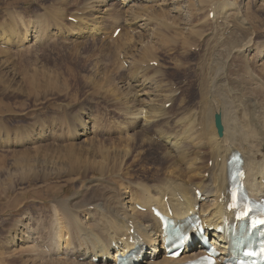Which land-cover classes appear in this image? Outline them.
I'll return each instance as SVG.
<instances>
[{
  "label": "rangeland",
  "instance_id": "rangeland-1",
  "mask_svg": "<svg viewBox=\"0 0 264 264\" xmlns=\"http://www.w3.org/2000/svg\"><path fill=\"white\" fill-rule=\"evenodd\" d=\"M67 1L69 3L65 5L61 3V0H0V255H2L0 256V264H30L31 262V264H46V261L47 264H53L52 262L58 261L59 258L55 255H48L43 251L41 245L36 243L37 241L34 242V246L38 245L30 249L22 242L24 240L22 238L25 235L27 236L28 233H32L31 236H35L37 240L44 239L45 243L54 233L56 226V222L53 221L55 220V209L58 208L56 209L57 214L64 213V210L58 206L59 204L66 203L67 206L71 205L73 209L81 203L91 202V199L94 201L97 197L98 199L103 197L106 194V189H104L100 179L102 177V179L110 178V175L113 174L110 173L106 178L100 176V174L98 175L97 171L102 169L103 165L113 164L115 167V165L120 164L122 171L124 169L128 170L135 180L146 176L145 180L150 181L149 177L151 176L164 175L163 167L168 157L164 146H162V141L152 129L156 123L152 127L144 129V133L139 125L126 120L127 110L130 111L134 110L135 107H139L130 104L127 99L132 97L130 91H133V89L134 92L136 91L133 76L138 70L134 67L133 60L141 58L145 62L149 57L155 58L156 61H150H153L152 67L146 69V71L144 70V72L147 76L157 74L156 78L159 79H157V83L167 95L174 90L172 92L174 99L171 100L172 102H168L169 106L164 108L166 113L168 111L166 117H169V119L164 118V120H170L176 116H182L189 109H203L202 103L199 104L200 95L197 92L198 79L205 77V72L201 73L199 71L201 64H209L208 66H210V64L217 61L218 56L221 57L230 53L232 57L236 55L238 58H233L235 62L230 59L233 66L227 69L228 73L234 72L229 80L232 84H236L235 80L243 72L242 68L238 66L243 58L236 53L235 50L238 47L234 46L241 45L240 43L244 39L250 37L253 42L255 41L253 47H256V50L259 49L258 46L261 48L264 45V0H213L214 2L206 0L201 2L202 4L195 0L188 2L192 3L191 6H188L186 0L179 2L181 4L166 2L167 4L154 6L155 12H153V15L155 16H151L153 10L147 11L146 16L141 14L145 19L147 17L149 19L143 20L138 17V22L136 20L137 25L135 23L128 24L132 23V20L127 19L128 13L126 11L130 10L129 6L123 5L119 0L112 1L111 6H109L110 10L112 7L117 14L109 11V9L106 11L101 6V12L95 11L97 9L94 8V11L86 13L82 10V4L88 0ZM159 3H161V0H159ZM185 3L186 6H184ZM224 5L226 9L221 7ZM76 6H79L76 10L79 14L81 12L86 13L81 14V16L86 18L96 16L98 24L101 25L105 34H82L81 36L69 34L67 26L69 30L77 28L75 22L71 19V17H75L72 14L75 12ZM187 7L189 9L191 7L190 11ZM173 8L178 12L176 10L175 13L171 12ZM210 8H214L215 11L214 9L208 10ZM60 9L64 11L61 12ZM161 10L169 14L166 13L167 16L164 18L160 14ZM207 10L210 11L209 15ZM218 10L236 12L230 15L229 19L223 20L217 17L218 13L215 17L212 16L213 11L216 13ZM59 11L60 13H58ZM187 11L190 13L188 14ZM238 13L242 14L239 15ZM108 16L111 18H108ZM78 17L81 19L80 16ZM120 17H123V19ZM54 19L56 22H54ZM241 20L245 24L244 27L239 24ZM20 23H22L21 26ZM66 23H68L67 26ZM9 24L14 26H9ZM79 24L77 23V25ZM114 24H119L120 32L118 35L112 36ZM184 24L190 27L193 25L194 28H185ZM69 25L71 28H69ZM120 25L123 27L122 30ZM12 29L15 31L14 34ZM195 30H197L196 34L193 33ZM238 34L241 36H238ZM119 36L121 37L119 38ZM5 37L10 39L8 43ZM206 38L209 39L208 44H206ZM230 39H232L231 43L229 42ZM127 43H130L137 52L134 53L130 47L126 48L124 44ZM205 47L208 49L206 50ZM145 50L151 52H145ZM138 51H141L142 54ZM244 59H247L248 64H251L248 67L250 70H246L240 75L249 80L254 74L264 83V57L256 56L255 52V54H249L248 58ZM260 72L262 75H260ZM151 83H153V86L156 84L155 78L151 79ZM151 83L149 84L150 87ZM145 91H148V88L139 92L144 93ZM249 92H257L256 94L264 97V90H246L245 92L240 89L234 91L233 96L235 97H232V92L231 94L228 93L229 96L226 97V100L229 99L225 101L227 102L226 105L228 103L230 105L228 110L233 107L230 111L234 116L236 115L235 119L237 118L238 123L243 121L248 112V109L244 111L245 107H241V102H243L242 98L244 96L250 94ZM119 93L120 95H118ZM145 96L147 95H141L140 97L145 98ZM231 102L238 105L232 106ZM212 104L210 102L206 106L211 108V114L212 111L221 108L220 102L215 103L214 106ZM236 109L237 111L243 110V112L239 111L237 113ZM178 113L181 115H177ZM77 117L83 120H87V117L90 118L89 126H93L91 128L92 133L87 135L90 140L86 136H73L71 120ZM164 120L160 119L158 121L162 122ZM160 122H158V125ZM41 133L44 135L40 139L30 138V140H26L29 134ZM104 149L105 151H103ZM109 152L112 156L107 155ZM23 169L27 170L24 172ZM28 169L31 172H27ZM9 177H13L14 180ZM2 180L3 182H1ZM94 183H97L99 188ZM79 198H83L82 201L78 202ZM73 200L75 203H71ZM71 206L68 210H72ZM77 211L79 217H84L83 212ZM62 214H59V217ZM63 219L65 220L66 217H63ZM63 219L62 222H65L67 226V219L65 221ZM85 224L90 223L85 222ZM51 231L52 235H50ZM22 232L24 233L21 237ZM48 233L50 236H48ZM28 252L29 254H27ZM40 254L42 255L40 256ZM98 258V261H94L95 264L100 262L101 258ZM70 260V263L65 262V264H75L72 262H76L75 259ZM55 264L57 263L55 262Z\"/></svg>",
  "mask_w": 264,
  "mask_h": 264
},
{
  "label": "bare ground",
  "instance_id": "bare-ground-1",
  "mask_svg": "<svg viewBox=\"0 0 264 264\" xmlns=\"http://www.w3.org/2000/svg\"><path fill=\"white\" fill-rule=\"evenodd\" d=\"M61 1H62L61 3L65 4V5H67L69 3V1H67V0H61ZM112 1H115V0H88L87 2L83 3L85 5L82 4V10L86 13L87 12L89 13L90 11L92 12V10L94 8H96L97 10L94 9L95 11L101 12V8H104L106 11H108L107 9H109V11H112V12H114V14H117V12L114 9H112V7L110 10L109 6H111ZM119 1L123 5L126 4L129 6L130 10L126 11V13H128L127 19L130 21L132 20L131 21L132 23H128V22L127 23L128 24H133V23L136 24V20H137V22L139 20V19H137L138 17L142 18L143 20L145 19L144 16H146L147 11L153 10L151 12V16H152L153 12H155V10L153 9V8H155L154 6L164 5V4H167L168 2L169 3H174V2L179 3V2H182L183 0H161V3H159V0H119ZM192 1H195V0H186V3L188 4V6L192 5V3H188V2H192ZM203 1L205 2L206 0H198L199 3L203 2ZM209 1H207L208 4H210ZM211 1H213V0H211ZM92 3H94V4H92ZM186 3L184 6H186ZM215 3H217V2H215ZM76 4L78 5L77 1H76ZM179 4H181V3H179ZM100 6H101V8H100ZM203 6H204V4H203ZM203 6H202V8H203ZM74 7H75V5H74ZM77 7H79V6H76V9L74 8L75 12L72 14L75 17L74 18L71 17V19H75V20H73V22H75L74 24H76L77 28L75 27L74 29L69 30L68 26H67L68 23H66L67 30L69 31V34H71L72 36L73 35L75 36L77 34L80 36L82 34H88V35H90V34L91 35H96V34L97 35H103V34H105L103 31V28H101V25L98 24V20H97L96 16L91 17L89 15L90 19L86 18L85 16H81V14H86V13L81 12L79 14L76 11V10H78ZM221 7L226 9L225 5L221 6ZM163 9H164V7H163ZM190 9H191V7H190ZM190 9L188 8L189 11H190ZM62 10L60 9L61 12H62ZM125 10H127V9H125ZM175 10L176 9L173 8V9H171V12L175 13L177 11V10L176 11ZM60 11L58 13H60ZM214 11H215V9H214ZM214 11H213V16L216 15V13H218L217 17L222 18L223 20L229 19V16L236 12L234 10H233L234 12H232V10L229 12H226L227 10H225V11H219L218 10L214 14ZM104 13H106V12H104ZM166 13L169 14L168 12H164V10L163 11L161 10L160 14H162V16H164V18H165V16H167V15H165ZM174 13H173V15H174ZM187 13H188V11H187ZM63 14H64V12H63ZM141 14H143L144 16L142 17ZM238 14L240 15L242 13H238ZM239 15H238V17H239ZM78 16H80L81 19H79ZM148 16H150V15H148ZM153 16H155V15H153ZM190 16H189V18H190ZM99 17H102V16H99ZM109 17L110 16H108V18ZM22 18H24V17H22ZM38 18H41V17H38ZM108 18H106V19L108 20ZM120 18L123 19V17H120ZM59 19H61V18H59ZM115 19H116V17H115ZM127 19H126V21H127ZM146 19H149V18L147 17ZM154 19H158V18H154ZM11 20H12V18H11ZM152 20H153V18H152ZM242 20H243V17H242ZM242 20L239 21V24H240V26L244 27L245 24L242 22ZM113 21H114V19H113ZM14 22H15V20H14ZM16 22H17V20H16ZM54 22H56V20ZM186 22H187V20H186ZM77 23H80V24L77 25ZM173 23H174V21H173ZM21 24L22 23H20V26H21ZM187 24L186 25L184 24L186 26V27L184 26L185 28L190 27ZM7 25H8V23H7ZM10 25H12V24H9V26ZM80 25H82V26H80ZM122 25H124V24H122ZM237 25H238V22H237ZM12 26H14V25H12ZM62 26L64 27L65 24ZM226 26H227V24H226ZM233 26H232V28H233ZM235 26H236V24H235ZM69 28H71L70 25H69ZM116 28H119V24L115 25L113 27L112 33H114V30ZM185 28H182V29H185ZM193 28L194 27L192 25L190 27V29H193ZM122 29H123V27L121 28V30ZM235 29H237V28L235 27ZM240 29L243 30V28H241V27H240ZM13 30L14 29H12V31ZM61 30H62V28H61ZM42 31L39 34L40 36H41ZM196 31L197 30L193 31V33L196 34ZM234 31H236V30H234ZM14 32L15 31H13V34H14ZM16 32H17V30H16ZM125 32H128V31H125ZM237 32H239V31H237ZM189 33H191V32H189ZM9 34H10V32H9ZM201 35H203V34H201ZM238 36H241V35L238 34ZM45 37H47V36H45ZM120 37L121 36H119V38ZM234 37H236V36H234ZM115 38H118V37H115ZM236 38H238V37H236ZM1 39H3V38L1 37ZM200 39H201V37H200ZM209 39H207V38L205 39L206 44H208L207 42ZM251 39H252L251 37L244 39L240 43L241 45L234 46V47H238L235 51H237L236 53L240 57L243 58L242 60L239 58V60H241V61H240V64H238V66L241 67L242 71H243L240 74L244 73L246 70H250L248 67L251 64H248V60L244 59V58H248L249 54L252 55V54H255V52H256V56L264 57V45H262L261 48L257 45L258 46L257 48H259V49L256 50L255 49L256 47H253V45H255L254 44L255 41L253 42L252 41L253 39L252 40ZM5 40L7 41V43L10 41V39L7 37H5ZM231 40L232 39H230V41H229L230 43H231ZM216 41H218V40H216ZM183 44H185V43H183ZM25 45H27V44H25ZM20 46H22V44H20ZM124 46L126 48H128V47L132 48L134 53L137 52V50H135L131 46L130 43L124 44ZM150 47H152V46H150ZM205 48H206V50L208 49L207 47H205ZM141 51H142V49H141ZM141 51H138V52L141 53ZM146 51H148V50H145V52ZM148 52H151V51H148ZM7 53L8 52L6 51V54ZM211 54H212V52H211ZM231 55L232 54L230 53V54L225 55V56H221V57L218 56L217 61L210 64V66H208L209 64H203V65L201 64L199 71H201V73L205 72V75H204L205 77L202 79H200V78L198 79L199 82H198L197 92H198V95H200L199 104L202 103L203 109L199 110L197 108L196 109L192 108V109L187 110V112L184 113L182 116H180V117L176 116L174 119L171 118L170 120H168L169 117H166L168 111H167V113L165 112L164 108H166V107L164 105L166 102L170 103V101L174 99L173 98L174 96L172 93L174 90L170 94L167 95L166 92L165 93L163 92L162 87L157 83V79H158V78H156L157 74H155L154 76L153 75L147 76L144 72V70L146 71V69H148V68L150 69V67H152V65L150 63H152L153 61H156V60H154L155 58L152 59V57L151 58L149 57L145 62L142 61L141 58L133 60V62L135 63V66L134 65L133 66L136 67L138 70L137 73L134 74V76H133L134 88L136 89V91L134 92V89H133V91H130L132 94V97L127 98V99H128V102L130 104H133V105L139 106V107L138 108L135 107V109L133 108L134 110H130V111L127 110L128 115L126 117L127 118L126 120H130V123L133 122L132 124L139 125L140 127L139 126L138 127L142 129V132H144L143 131L144 129L150 128L153 126V124L156 123L154 125V127H152V129L155 133L158 134L160 141H162V143H163L162 146H164V148H165L166 156L168 157V160L165 162L164 167H163L164 172H165L164 175L163 176H157V177H153L151 175H148V176H151V177H149L150 181L145 180L146 176H145V178L135 180V179H133L134 177H133L132 173H129L128 170H125L124 169L125 167L123 168L124 170L122 171V168L119 166L120 164H118V163H117L118 164L117 166L115 165L116 168L114 167L113 164L103 165L102 169L97 171L98 175L100 174V176H105V178H106L110 175V173H113L112 175H110V178L108 177L107 179H102L103 178L102 177L100 179L101 183L104 186V189H106V194L103 197H101L99 199L97 197V199H95L94 201H92V199H91V202L87 201V203H81L78 206L73 207V209H72V206L69 205V206H71L72 210H68L69 206H67L66 203L59 204L58 206H60V208L64 210V213L63 214L62 213L57 214L56 209H58V208L55 209V211H54L55 220H53V221L56 222V224H55L56 226L54 228L53 235H52V231L50 232L51 233L50 235H52V236H50L48 233V236H50L47 239L48 241H46L44 243V241H43L44 239L43 240H37V238H35V236H31L32 233H30V234L28 233L27 236L25 235V237L22 238V239H24L22 242L24 244H26L28 246V248L31 249L34 246V242L37 241L36 243H39L42 247V250L45 251L48 255L49 254L55 255L57 258H59V259H57L58 261H55L57 264H65V262L70 263V261H71L70 259H75L76 262L72 261L75 264H95L93 262L98 257H100L101 260L99 263L96 262L97 264H116L117 256L123 255L125 253V251L133 248L136 244H138V252L141 253V259H138L135 262V264H173L175 262H184V261L190 260L191 258H194L200 254H203L205 251L202 249V246L201 245L194 246V244H193L189 248L188 247L184 248L182 253L180 254V256L178 258H176V259L166 258L165 253L163 251V240L161 238V235L159 234L160 233V222H159V220H157L154 217L151 207L155 206L156 208H160L161 210H166V211L168 210V208H170L172 211V217L176 218V219H182L183 217L187 216L190 213V211L195 212V213L199 214V217L202 218V223L207 227L214 225L215 223L220 222L223 215H227L229 218H231V213L227 212L225 209V207L227 205L226 201H227V188H228V186H227L228 185L227 184L228 183L227 161L230 158V156L233 155V153H235V152H239L244 159L243 168L245 170V176H246L244 182H245V186H247L249 194L251 196H255V197L264 195V97L256 94L257 92H252V93L249 92L250 94H248L247 96H244L243 98L240 96L243 99V102H241V104H242L241 107H245L244 111H246V109H248L247 110L248 112L246 113V115H245V117L241 123H238L236 121L237 118L235 119L236 115L234 116L232 114L231 109L233 107L229 108L231 111L228 110V107L230 105H229V103H228V105H226L227 102H225V101L229 100V99L226 100V97L229 96L228 93L231 94V92H232V97H235V96H233L234 91L239 90V89L241 91L244 90L245 92H246V90H248V91H250V90L251 91L264 90V83L261 81V79L259 77H257V75L252 74V76L249 78V80H247V78H244L242 75L239 74L238 78L235 80V83L237 85L232 84L229 79L233 76L234 72L228 73L227 69L233 66V63L231 62L230 59L236 58L237 56L233 55L234 57H232ZM242 55H244V56H242ZM151 60H153V61L150 62ZM233 62H235V60ZM141 68H143V69H141ZM152 69H154V68H152ZM260 75H262L261 72H260ZM153 78H155V80H156V84L154 86H153V83H151V79H153ZM150 83H151V87L149 86ZM177 85H179V84L177 83ZM109 87H110V85H109ZM147 88H148V91H145L144 93L139 92V91L145 90ZM107 90H109V89H107ZM169 90H171V89H169ZM115 92H116V90H115ZM237 94H238V92H237ZM118 95H120V93ZM141 95H143V96L147 95V96H145V98H144V97H140ZM232 97H230V98H232ZM114 101H115V99H114ZM234 101H236V100H234ZM239 101H241V100H239ZM210 102L213 103L212 104L213 106L215 103L220 102L221 108L220 109L217 108L218 110L212 111V114H211V108L206 107V106H208L207 104ZM237 103L239 104L238 101H237ZM236 104L232 103V106L236 105ZM217 107H220V106H217ZM182 108L184 109L183 106H182ZM181 111H183V110H181ZM219 111L221 112V115H222L221 116V122L223 123L224 129H223L222 135L218 137L217 133H216V129L214 127V123H213V115L215 112H219ZM236 111H237V109H236ZM239 111H237V113ZM240 112H243V110ZM174 114L176 115V113H174ZM179 114L180 113H178L177 115H179ZM171 117H173V116H171ZM128 118H131V119H128ZM164 118H168V119L164 120ZM160 119L161 120L163 119L164 121H162V122L158 121ZM71 121H72L71 122L72 132L74 134L73 136L79 135V136H83V137L86 136L87 137V135L92 133L91 128L93 126L92 125L89 126L90 125L89 124L90 118L87 117V120H83L82 118L77 117V118L72 119ZM157 121L160 122L159 125H158ZM119 126H121V125H119ZM71 127H69V128L71 129ZM147 131L149 132V130H147ZM156 131H158V132H156ZM51 132H53V131L51 130ZM30 133H32V132H30ZM132 134H133V132H132ZM32 135L33 134H31V135L29 134L28 137L26 138V140H30V138L40 139L44 134L42 135V133H41V134H35L33 136ZM136 136H141V135H136ZM148 136H150V135H148ZM127 137H130V136H127ZM87 138H89V137H87ZM124 138H122V139H124ZM146 138L149 139L148 137H146ZM134 139H135V137H134ZM89 140H90V138H89ZM145 141H147V140H145ZM131 142H133V141H131ZM89 143H91V142H89ZM160 146H161V144H160ZM70 151H72V150L70 149ZM103 151H105V149ZM107 155L112 156V154H110V152L107 153ZM70 157H72V156H70ZM137 158H138V156H137ZM204 160H205V162H204ZM157 161H158V159H157ZM209 161L211 162L210 165H209ZM126 165H129V164H126ZM129 166H131V165H129ZM21 169H22V167H21ZM25 170H27V169H25ZM25 170L23 169L24 172H25ZM156 171H158V170H156ZM27 172H31L30 169H28ZM9 178L11 179L13 177H9ZM13 180H14V178H13ZM1 182H3V180ZM10 183H11V181H10ZM95 185H97V183ZM85 188H86V186H85ZM98 188H99V186H98ZM88 190H89V188H88ZM102 191H103V189H102ZM198 192H200V196L198 195ZM90 195H93V194H90ZM82 199H80L78 202L82 201ZM88 199H86V200H88ZM74 200L71 201V203H75ZM76 201H77V199H76ZM72 205H75V204H72ZM137 205H139L141 207L143 206L145 209L142 211L138 210L136 208ZM196 207H198V208L196 209ZM77 210L83 212L84 217H82V218L79 217ZM81 212H80V214H81ZM59 214H62V216L60 215L61 217H59ZM64 215H67V216H64ZM63 217H66L67 221L69 222V223L68 222L66 223L67 226L65 225V222L64 223L62 222ZM85 222H88L90 224H85ZM51 223H52V221H51ZM51 223H50V225H51ZM24 224H26V223H24ZM26 227L28 228L27 225H26ZM30 227H31V225H30ZM50 230H51V228H50ZM24 232L21 233V237L23 236ZM32 232H35V231H32ZM206 233L211 234V238H210L209 242L211 244H213L218 250L221 251V255L218 257V260L220 262H222L223 258L228 254V249H227L228 245H227V241H226L225 236L217 234L216 232H214L212 230H206L205 234ZM33 235H35V234H33ZM130 238L132 240L131 242L129 241ZM193 242L199 243V240L193 239ZM36 246H34V247H36ZM13 249H15V248H13ZM35 250H37V249H35ZM9 251H12V250H9ZM31 252L33 253L34 251L32 250ZM39 253H40V251H39ZM27 254H29V252ZM41 255L42 254H40V256ZM0 256H2V255H0ZM53 260H54V258H53ZM34 261H35V257H34ZM42 261H46V260H42ZM42 261H40V262H42ZM77 261H79V262H77ZM81 261H83V262H81ZM25 262H26V260H25ZM48 262L50 263L49 260H48ZM55 262H52V263L55 264ZM46 264H47V261H46Z\"/></svg>",
  "mask_w": 264,
  "mask_h": 264
},
{
  "label": "water",
  "instance_id": "water-1",
  "mask_svg": "<svg viewBox=\"0 0 264 264\" xmlns=\"http://www.w3.org/2000/svg\"><path fill=\"white\" fill-rule=\"evenodd\" d=\"M214 123H215V128L217 130V135L221 136L223 132V125L221 123V113H215L214 114Z\"/></svg>",
  "mask_w": 264,
  "mask_h": 264
}]
</instances>
